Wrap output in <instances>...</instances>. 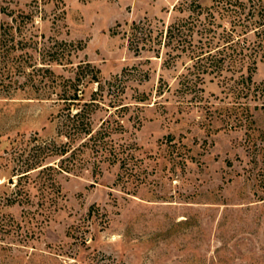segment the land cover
<instances>
[{"label": "rangeland", "instance_id": "rangeland-1", "mask_svg": "<svg viewBox=\"0 0 264 264\" xmlns=\"http://www.w3.org/2000/svg\"><path fill=\"white\" fill-rule=\"evenodd\" d=\"M191 1L2 0L0 21L16 45L0 63V264H264L263 163H255L223 82L248 76L251 61L198 79L189 52L221 49L224 29L255 42L250 11L259 2L237 0L244 10L236 18L224 10L228 0H199L200 15ZM179 21L188 24L180 47L166 45ZM135 25L147 36L139 34L137 48ZM56 50L63 61L51 58ZM256 62L252 79L261 84L264 58ZM86 63L103 84L119 79V90L105 85L95 128L127 106L111 117L122 125L111 140L128 160L88 149L71 173L53 171L54 190L39 189L38 172L23 179V203L12 204L17 175L45 157L39 145L62 140L54 86ZM247 106L254 128L264 129V98Z\"/></svg>", "mask_w": 264, "mask_h": 264}, {"label": "trees", "instance_id": "trees-1", "mask_svg": "<svg viewBox=\"0 0 264 264\" xmlns=\"http://www.w3.org/2000/svg\"><path fill=\"white\" fill-rule=\"evenodd\" d=\"M198 1L199 0H192L190 6L193 12L198 11L197 14L200 15L204 9ZM223 1L224 0H219V6ZM257 1L259 2L257 7L254 6L252 11H250L253 16H258V21L254 24L257 28V39L255 42L247 45L242 42L240 36L234 38L235 31L227 32V30L224 29L221 34L223 36V41L221 42L220 40L218 42L219 44H223H221V49L215 52H213V49L205 52L204 47H198L196 49H191L189 52L191 54V60L195 61L193 65L194 70L190 74L196 75L198 79H200L201 73H209L208 70H210L211 73L218 72L219 74L222 73L226 66L233 68L239 61H251L247 70L249 73L248 76L240 75L238 78H225L223 82L228 92L234 97L235 105L232 108L235 110L237 116V126L245 129L249 148H253V153L255 154V163L257 164L259 161L263 163L261 167L263 173H261L262 176L260 179L264 182V129L257 130L254 128L255 120L253 119V115L250 114L249 107L247 106L249 99L255 100L264 98V83L257 84L253 82L252 79L253 71L256 68L257 57L261 56L264 58V6L260 3L263 0ZM225 4L229 5L228 8L223 5L226 8L224 10L230 12L236 18L238 15L243 14L242 11L244 9L241 2L237 0L235 2L228 0ZM3 10L2 0H0V13L4 12ZM239 21L241 22V19ZM187 25L188 24L182 23V21L171 24L167 30L166 45L176 43L177 46L180 47L182 37L185 36L184 32L188 29ZM189 29L192 30L191 27H189ZM205 31H207L206 23L203 25L201 33ZM139 34H143V37H147L145 31L141 29L139 25H135V27H133V39H131L133 40L131 41L133 42V47L136 46L137 48L138 46L134 45V41L138 39ZM14 41L15 38L11 32L10 24L0 21V63L15 47L16 44ZM207 41V44L210 45L211 41ZM53 56L54 57H51L53 60L60 62L63 61L65 53H59V50H56L53 52ZM46 71L50 72L51 70L46 69ZM2 76L3 74L0 72V91L2 87H5L4 83L1 81ZM118 81L119 79L116 77L115 80L103 84L100 79V70L91 63H86L77 66L74 78L64 80L63 83L60 82L54 86L55 89L60 88V91L56 92V95L58 97V102L63 105L58 123V137L62 140L60 142L55 140L49 142L44 141L39 145L40 147L37 148V151L44 153L45 157L41 160L39 155V157H36L37 159H35V161H31L28 165L29 167L24 172L17 175L19 182L16 185L17 190L15 191V196L11 200L12 204L23 203V199L21 198L22 193L25 192L21 187V181L23 179L29 180L34 172H38L34 180L39 185V189H41L42 192L54 190V188H56V180L53 175L54 172L71 173L77 169L83 161V159H81L82 155L86 153L88 149H91L97 154L109 155L113 158L114 162L120 160L126 162L128 160L129 154L126 158H120L122 151L121 147L117 148L111 140L112 134L120 127L122 128L119 121L112 120L111 117H114L118 110H123L127 108V106L120 105V108L111 113L98 128H95L94 116L103 105L105 85H108L109 92L116 91L119 90V86H117ZM95 84L97 85V89L87 97V88ZM6 87L7 89L9 88V86ZM184 88L192 91L196 88V85L191 79L188 80L186 78L184 81ZM162 91L163 89L160 88L159 92L161 94ZM243 98H247V101L242 102ZM113 105L114 106L110 105V107H115V103H113ZM48 157H57L59 159L57 165L43 164V161ZM257 165H259V163ZM37 184H35V186H38Z\"/></svg>", "mask_w": 264, "mask_h": 264}]
</instances>
